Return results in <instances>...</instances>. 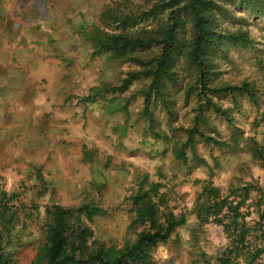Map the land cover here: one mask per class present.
<instances>
[{
    "label": "rangeland",
    "instance_id": "rangeland-1",
    "mask_svg": "<svg viewBox=\"0 0 264 264\" xmlns=\"http://www.w3.org/2000/svg\"><path fill=\"white\" fill-rule=\"evenodd\" d=\"M145 2L0 0V202L15 210L14 232H20L5 246L12 264H34L44 210L52 204L102 208L106 214L89 223L95 238L120 248L132 244L126 198L144 175L163 186L174 213L185 217L184 226L155 250L157 263L219 264L228 241L222 227L196 218L202 183L210 182L223 196L250 187L248 205L257 189L264 192V169L246 142L264 141V82L256 65L264 59V0L254 8L226 1L211 15L219 33H243L252 45L218 42L210 58V87L254 83L257 104L244 95L199 97L197 77L184 58L175 68L177 83L165 81L160 98L144 69L97 52L92 29L119 33L108 15L137 16L150 9ZM181 39L191 40L189 26ZM158 53L157 47L127 52L144 61ZM139 72L120 89L130 73ZM207 99L228 118L206 107ZM195 127L208 140L195 134L190 145L187 131ZM2 193L15 197L8 201Z\"/></svg>",
    "mask_w": 264,
    "mask_h": 264
},
{
    "label": "trees",
    "instance_id": "trees-1",
    "mask_svg": "<svg viewBox=\"0 0 264 264\" xmlns=\"http://www.w3.org/2000/svg\"><path fill=\"white\" fill-rule=\"evenodd\" d=\"M226 1L234 2L146 0L145 3L150 4V9L143 10L137 16L115 15L114 12L108 15L107 19L112 18L119 33H110L95 27L89 37L97 52H108L113 57L124 58L126 62L144 69L143 75L151 79L150 90L160 98L165 81L177 83L175 68L179 59L184 58L197 77L195 81L198 84L199 97L244 95L251 103L257 104L259 90L254 83L243 82L239 86L221 87L209 85L208 74L213 66L210 61L212 48L218 42L227 40L244 47L252 45L243 33L221 34L217 31L216 22L211 15L214 11L221 10V4ZM236 1L241 7L246 5L253 8L261 6L262 3V0ZM138 18H141L142 23L146 22L139 30L137 28L142 23L135 22ZM188 26L191 31L189 43L181 39ZM152 47H157L159 53L148 61L127 54L128 50ZM256 61L264 82V59L259 58ZM142 72L130 73L120 89L129 85ZM190 88L186 89V94L192 91ZM99 91L100 89H96L94 94ZM149 94L150 91L144 94L146 104ZM205 106L228 118L227 111L219 109L209 99ZM145 112L149 115L147 110ZM187 134L190 145L195 134L206 139L202 132L197 131V127L188 130ZM246 142L252 160L264 169V141L246 139ZM87 155L88 153H84V159ZM176 155L185 160L181 151ZM162 188L160 183L149 182L146 175L135 182L126 198L128 212L133 215L129 229L135 235V241L122 248L95 238L89 226L94 218L106 214L104 209L95 205H83L77 209L57 204L47 206L44 210L43 237L38 244L34 264H158L154 258L157 247L168 242L175 230L185 224V217L174 213L166 194L161 191ZM250 190V187L234 188L228 195L223 196L210 182L202 183L196 198V218L200 224L214 223L222 227L228 241L218 258L219 264H260V261L264 264V192L257 189V198L248 205ZM13 197L15 195L7 197L6 193L1 194V198H8V201ZM253 214L257 218L250 223L248 218ZM15 215V210L0 202V264L13 262L12 254L5 253V246L10 244L12 236L17 232L20 234L19 231L14 232ZM4 238L7 241L3 242Z\"/></svg>",
    "mask_w": 264,
    "mask_h": 264
}]
</instances>
